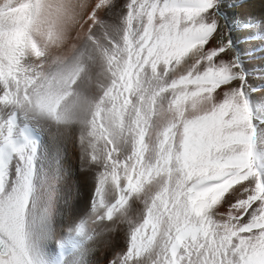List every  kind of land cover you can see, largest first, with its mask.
<instances>
[{
  "label": "snow or ice",
  "instance_id": "6c2138e0",
  "mask_svg": "<svg viewBox=\"0 0 264 264\" xmlns=\"http://www.w3.org/2000/svg\"><path fill=\"white\" fill-rule=\"evenodd\" d=\"M251 7L0 0V264H264Z\"/></svg>",
  "mask_w": 264,
  "mask_h": 264
},
{
  "label": "bare ground",
  "instance_id": "6f19581e",
  "mask_svg": "<svg viewBox=\"0 0 264 264\" xmlns=\"http://www.w3.org/2000/svg\"><path fill=\"white\" fill-rule=\"evenodd\" d=\"M262 2H264V0H249V3L253 5V7H251L249 9V11L253 15L257 16L258 18L260 16L264 15V8L260 7ZM71 164H72L73 168H75L76 161H75V156L74 155L71 157ZM82 195H83V193H82Z\"/></svg>",
  "mask_w": 264,
  "mask_h": 264
}]
</instances>
